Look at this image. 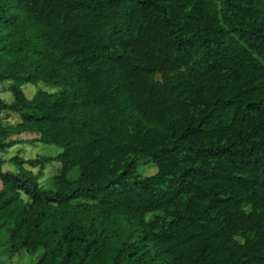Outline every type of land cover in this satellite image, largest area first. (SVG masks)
I'll use <instances>...</instances> for the list:
<instances>
[{
	"label": "trees",
	"instance_id": "1",
	"mask_svg": "<svg viewBox=\"0 0 264 264\" xmlns=\"http://www.w3.org/2000/svg\"><path fill=\"white\" fill-rule=\"evenodd\" d=\"M0 82L9 260L264 264V0H0Z\"/></svg>",
	"mask_w": 264,
	"mask_h": 264
},
{
	"label": "rangeland",
	"instance_id": "2",
	"mask_svg": "<svg viewBox=\"0 0 264 264\" xmlns=\"http://www.w3.org/2000/svg\"><path fill=\"white\" fill-rule=\"evenodd\" d=\"M8 84H3L0 82V97L6 99L7 101H11L13 96L10 91L7 90ZM40 88L48 89L43 82H39L37 84H25L23 85V89L26 95L31 98L34 96L36 91ZM4 119L9 123H16L18 121V117L15 115H11L10 117L7 114L4 115ZM25 142H22L12 149L8 153H5V157L9 158L15 154H19L26 159L36 158L40 156H56L62 148L55 144H45L39 141H31L35 139L36 135L32 133H24L21 136ZM5 169H14L10 164L5 165ZM58 163L54 162L53 164L47 165L44 170H42V175L40 177V182L45 187H50L52 185V178L54 174L57 172ZM35 172H38L39 168H33ZM157 171L156 165L151 162H143L141 161L138 166V173L141 177L149 176L154 174ZM0 238L4 243V247L0 250V260L6 262V264H24L29 262H37L40 255L43 252V249H40L38 253L34 256H30L25 250L17 253L13 258H8V247L6 246V241L8 238L7 226L0 228Z\"/></svg>",
	"mask_w": 264,
	"mask_h": 264
}]
</instances>
